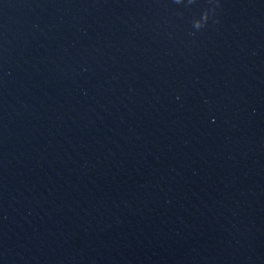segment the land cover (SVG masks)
I'll return each instance as SVG.
<instances>
[{
	"label": "water",
	"instance_id": "95a60500",
	"mask_svg": "<svg viewBox=\"0 0 264 264\" xmlns=\"http://www.w3.org/2000/svg\"><path fill=\"white\" fill-rule=\"evenodd\" d=\"M0 264H264V0H0Z\"/></svg>",
	"mask_w": 264,
	"mask_h": 264
}]
</instances>
